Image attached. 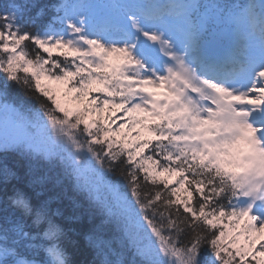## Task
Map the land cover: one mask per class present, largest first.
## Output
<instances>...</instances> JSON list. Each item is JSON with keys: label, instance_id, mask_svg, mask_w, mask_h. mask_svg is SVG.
Here are the masks:
<instances>
[{"label": "snow or ice", "instance_id": "obj_1", "mask_svg": "<svg viewBox=\"0 0 264 264\" xmlns=\"http://www.w3.org/2000/svg\"><path fill=\"white\" fill-rule=\"evenodd\" d=\"M264 264V0H0V264Z\"/></svg>", "mask_w": 264, "mask_h": 264}, {"label": "trees", "instance_id": "obj_2", "mask_svg": "<svg viewBox=\"0 0 264 264\" xmlns=\"http://www.w3.org/2000/svg\"><path fill=\"white\" fill-rule=\"evenodd\" d=\"M45 3H53L55 0H44ZM66 252L69 255L70 259L74 262V264H79V262L83 259V257L78 253L75 252L71 246L66 247Z\"/></svg>", "mask_w": 264, "mask_h": 264}]
</instances>
